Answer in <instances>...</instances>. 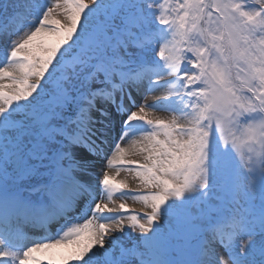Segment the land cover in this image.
<instances>
[{
	"label": "snow or ice",
	"instance_id": "snow-or-ice-1",
	"mask_svg": "<svg viewBox=\"0 0 264 264\" xmlns=\"http://www.w3.org/2000/svg\"><path fill=\"white\" fill-rule=\"evenodd\" d=\"M0 264H264V0H0Z\"/></svg>",
	"mask_w": 264,
	"mask_h": 264
},
{
	"label": "rangeland",
	"instance_id": "rangeland-1",
	"mask_svg": "<svg viewBox=\"0 0 264 264\" xmlns=\"http://www.w3.org/2000/svg\"><path fill=\"white\" fill-rule=\"evenodd\" d=\"M162 93H156V95H161ZM158 115H160V116H166L167 115V113H164V112H160V113H158ZM123 176H124V174L123 173H121V178H123ZM129 206L130 207H132V208H134V209H136V210H139L140 209V205L139 204H133L130 200H129Z\"/></svg>",
	"mask_w": 264,
	"mask_h": 264
}]
</instances>
